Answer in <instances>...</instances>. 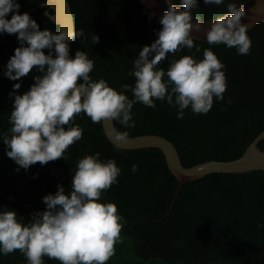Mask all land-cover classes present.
I'll use <instances>...</instances> for the list:
<instances>
[{"label": "trees", "instance_id": "1", "mask_svg": "<svg viewBox=\"0 0 264 264\" xmlns=\"http://www.w3.org/2000/svg\"><path fill=\"white\" fill-rule=\"evenodd\" d=\"M46 0H18L20 13ZM179 3V0H174ZM247 0H235L242 6ZM76 29L85 36L74 40L71 55L81 49L94 61L90 75L103 78L118 91L123 84L135 83L128 74L135 57L145 44H151L162 25L160 18L141 0H69ZM223 5H205L192 10L193 18L214 19L226 11ZM37 9L30 14L40 25L57 32L60 26ZM53 12L52 9H50ZM12 13L8 14L11 18ZM90 33L100 37L92 44ZM251 49L240 55L236 48L224 44L209 45L195 39L200 47L185 48L176 58L194 55L203 58L210 48L224 64L226 77L223 99L214 97L207 114H194L185 109L183 119L167 102L155 101V109L136 103L133 120L136 127L124 129L128 136L159 134L178 148L186 167L207 160H233L241 157L252 141L264 131V17L247 30ZM18 34L0 33V207L15 209L25 222L35 211L46 208L42 197L55 193L58 184L70 191L71 169L85 154L100 152L101 159L114 158L121 173L118 182L103 193L102 200L116 204L124 222L115 254L106 264H264V170L242 173H211L184 184L175 202L178 178L170 170L160 148L125 149L114 145L102 123H93L80 113L75 124L83 129L82 139L70 145L61 157L46 165L37 162L25 170L6 154L3 134L11 127L10 112L15 90L23 94L35 83V68L19 81L5 76L6 64L20 46ZM47 54L48 50H44ZM171 58V54H169ZM167 69V61L161 62ZM164 79H167L165 77ZM13 93V95H10ZM125 94L132 98L131 91ZM264 150V139L259 144ZM138 164L133 174L132 165ZM19 168V170H17ZM44 264H61L43 257ZM0 264H27L16 250L0 254Z\"/></svg>", "mask_w": 264, "mask_h": 264}, {"label": "clouds", "instance_id": "2", "mask_svg": "<svg viewBox=\"0 0 264 264\" xmlns=\"http://www.w3.org/2000/svg\"><path fill=\"white\" fill-rule=\"evenodd\" d=\"M165 2L168 7L160 17L157 38L141 48L129 69L134 85L121 86L132 92L129 98L107 80L93 79L94 61L87 52L77 49L74 56L70 54L71 41L88 39L83 28L41 30L28 12L20 13L18 0H0V33L18 34L20 44L6 64L5 76L19 81L34 68L39 73L23 94L15 92L21 83L13 85L11 127L2 136L7 156L25 170L37 162L46 165L65 158L69 146L82 139L83 129L75 124L82 112L93 123L112 124L110 131L124 140L128 131L116 128L114 122L124 129L135 128L132 109L138 102L153 109L155 101L167 102L176 108L177 118L183 119L189 107L194 114H207L214 97L222 100L225 66L212 49L205 48L202 59L194 55L176 58L185 48L200 51L191 34L202 27L199 18L194 20L192 15L200 0ZM203 3L223 5L225 0ZM245 15L244 7L230 0L223 14L207 21L206 42L234 47L238 54L247 55L252 42L241 19ZM90 37L92 44L99 43L98 35L90 33ZM165 60L167 69L161 67ZM100 157L96 152L79 158L71 169L70 191L58 184L55 193L42 197L46 208L35 211L27 222L21 215L18 218L15 209L0 207V254L19 250L27 264H44L45 256L61 264H106L115 254V244L121 242L124 218L115 203L102 200L103 193L118 182L121 168L114 158ZM138 169L139 165L133 164L131 171L135 174Z\"/></svg>", "mask_w": 264, "mask_h": 264}, {"label": "water", "instance_id": "3", "mask_svg": "<svg viewBox=\"0 0 264 264\" xmlns=\"http://www.w3.org/2000/svg\"><path fill=\"white\" fill-rule=\"evenodd\" d=\"M158 18L167 11L165 0H141ZM175 2V1H174ZM241 7H244L246 15L242 17V22L247 24L248 30L255 26L264 17V0H247ZM44 14L50 17L60 27L65 29L75 28L74 14L69 0H46L26 12L33 13L37 9H44ZM53 10V12L50 11ZM195 20V19H194ZM202 27L201 30L193 29L192 35L197 40L206 41L205 32L209 27L208 20L199 19ZM73 41L70 42V53ZM113 125L103 122L104 131L108 139L116 146L125 149H138L157 147L165 154L168 166L172 173L178 178L179 186L175 193L172 208L169 214L172 213L177 197L184 184L189 181L202 178L211 173H242L253 170H264V150L259 146L264 139V131H262L249 145L244 154L233 160H207L196 165L186 167L180 157L178 148L167 137L159 134H142L136 136H128L124 140H119L110 131ZM114 126L115 122H114ZM117 128V127H116Z\"/></svg>", "mask_w": 264, "mask_h": 264}]
</instances>
